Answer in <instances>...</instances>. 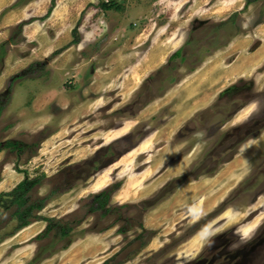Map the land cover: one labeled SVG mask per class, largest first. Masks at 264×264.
Segmentation results:
<instances>
[{"label": "rangeland", "instance_id": "obj_1", "mask_svg": "<svg viewBox=\"0 0 264 264\" xmlns=\"http://www.w3.org/2000/svg\"><path fill=\"white\" fill-rule=\"evenodd\" d=\"M4 1L0 193L41 177L29 202L46 201L39 220L0 243V264H264V0H111L120 11L99 9L107 0H63L49 15L51 0ZM55 22L76 36L71 29L63 44ZM245 57L252 65L231 76ZM204 92L207 105L149 141L182 99L185 112ZM243 152L236 180L195 213ZM106 190L107 206L93 210ZM13 210L0 216L1 235L17 223ZM46 218L68 236L35 239Z\"/></svg>", "mask_w": 264, "mask_h": 264}, {"label": "trees", "instance_id": "obj_2", "mask_svg": "<svg viewBox=\"0 0 264 264\" xmlns=\"http://www.w3.org/2000/svg\"><path fill=\"white\" fill-rule=\"evenodd\" d=\"M248 3L250 2L247 1ZM54 6V1L51 0V5L46 13V15H49L51 10L53 9ZM98 8L101 10H110L113 9L115 11H120L121 8L116 5L113 1L111 0H107L106 2H100L98 5ZM5 12V10H3V12L1 13V15ZM1 17V16H0ZM19 29V26L16 27V30ZM76 27L73 28L71 30V34L76 36ZM15 32V31H14ZM14 32L12 33V36L9 39V43L12 44L13 42V35ZM78 39L75 38L71 43H77ZM3 45V44H2ZM0 45V48L2 49L3 46ZM179 55V52L176 51L174 54H172L169 57V60L175 56ZM33 67V65L31 64L29 66L28 71ZM27 69L23 70L19 75L16 76H12L10 78V85L8 87V89H10L12 82H14L15 80L18 79H22L24 77V73H27ZM8 91V90H7ZM6 91V93H7ZM8 93L5 95V97L7 98ZM5 147L7 148H11L12 146H14V144L10 143V142H6L4 144ZM84 164V162H83ZM86 164V163H85ZM95 165V162H94ZM94 167V166H93ZM40 179L41 177H37V178H29L27 176L24 177L23 180H21L14 188H12L11 190L7 191V192H1L0 193V216L2 215V213H4L5 211L9 210L10 208H14L12 214H11V218L16 221V225L15 227L12 229L11 232H9V234L7 235H1L0 234V243L7 237V236H12L13 234H15L17 231L21 230L22 228L27 227L30 223L31 220L33 219H38V216H35L34 212H39L43 209L44 204H45V199H40V200H35L34 202H29V191L35 187L36 185H38L40 183ZM181 182V181H180ZM166 187V186H165ZM163 188L162 191L166 188ZM115 190V188L113 189ZM113 190H106V191H102L98 194H96L94 196V201H96V206L93 207V210H98L101 209L105 206H107L108 202H109V197L110 194L112 193ZM169 194V193H167ZM164 196H161L160 194L155 198L152 199L151 201L145 202L143 204V207L145 208H150L153 207L157 204V202L162 199ZM108 211V210H106ZM39 220V219H38ZM43 220L45 222H47V225L45 227V229L37 234L35 236V239H42L44 236H47V234L51 231H55V233L60 237V238H65L68 236V228L66 227H62L59 226L58 223H55L53 219L51 218H46V219H40ZM145 231V230H143ZM112 258L105 260L102 264H110ZM30 264V263H28Z\"/></svg>", "mask_w": 264, "mask_h": 264}, {"label": "bare ground", "instance_id": "obj_3", "mask_svg": "<svg viewBox=\"0 0 264 264\" xmlns=\"http://www.w3.org/2000/svg\"><path fill=\"white\" fill-rule=\"evenodd\" d=\"M264 53V45H263V49H261V51L258 53V56L261 57V55ZM253 58V57H251ZM251 58H243V59H240L236 62V64L233 65V67L230 69L231 71H229L230 75H237V74H243L244 72L247 71V69L252 65L251 62ZM255 58V57H254ZM258 60V58H257ZM229 75V74H228ZM242 77V76H241ZM213 77H211L212 79ZM215 81L216 80H213V81H208L207 84H210V85H207L205 86L206 84H204V90L206 89H211L212 86L215 85ZM201 89V87H200ZM212 90V89H211ZM196 93L198 92V88L196 89L195 91ZM194 96V95H193ZM182 97V96H181ZM189 99V98H188ZM187 100H181L179 102V105H177L175 108H174V111L177 113V115L175 116L174 119H172L164 128H162V130L156 135L154 136L152 139H150L149 141L150 142H153L154 140H156V138L158 137H163L167 134V132H170V131H173L178 125H180V122L183 121L191 112H193L194 110H198V109H201L203 108L205 105H207V93L204 92L202 98L198 99V100H195V102L190 105V106H187V107H184L183 109H185L184 111L185 112H181L180 109L181 107H183L185 105V102ZM113 136H114V133H111L110 135H108L107 137V140H112L113 139ZM161 139V138H160ZM150 144V143H149ZM147 146L148 144H143L141 145V148H146L147 150ZM244 156L243 157H240V159L238 160V162H234L232 164H229L224 170L222 169L221 172H220V175L216 178V180L214 181H211V186H210V189L211 187H214V189L216 188L215 186L218 185L220 186L218 190L213 191V194L208 197H206V199L204 201H202L201 204H199L196 208V211L195 213H204L206 212L208 209H210L214 203L219 200V198L223 195V193L226 191V189L229 187L230 184H232L235 180H236V175H234V173L238 172L237 168L241 167V162L243 161V158L246 156L245 152H243ZM242 154V155H243ZM183 165V164H182ZM240 165V166H239ZM180 167L182 166H179V165H176V169H181ZM242 169V168H241ZM240 170V169H239ZM174 172V171H173ZM178 173V172H177ZM203 185V182H201L200 184H195L194 185V190H199V189H202L205 187L202 186ZM206 185V184H205ZM184 187V186H183ZM183 187H181L178 192L175 194L176 195H179L182 191H183ZM218 188V187H217ZM213 190V189H212ZM143 193V192H141ZM189 194V192H188ZM130 195V192H125L121 195H117L115 196V199L116 200H124L126 198V196H129ZM205 197V196H204ZM186 198V197H185ZM184 198V199H185ZM189 198V197H188ZM203 198V197H202ZM180 201V200H179ZM168 202V201H167ZM170 202V201H169ZM183 205V203H182ZM165 207V206H164ZM157 210V209H156ZM174 210V209H173ZM158 211V210H157ZM161 211V210H160ZM155 212V211H154ZM159 218V217H158ZM33 229V228H32Z\"/></svg>", "mask_w": 264, "mask_h": 264}, {"label": "crops", "instance_id": "obj_4", "mask_svg": "<svg viewBox=\"0 0 264 264\" xmlns=\"http://www.w3.org/2000/svg\"><path fill=\"white\" fill-rule=\"evenodd\" d=\"M6 2L4 1V0H0V9L2 8V7H4L6 4H5ZM64 6V2H63V0H56V3H55V6H54V8H53V10H54V12L55 13H59V11H60V9H61V7H63ZM67 25H66V23H59V22H55V23H53V26H52V28L51 29H55V30H66V32H67V34H66V40H65V42L63 43V44H65V43H67V42H69V36H70V30L72 29V26H68V27H66ZM54 27V28H53ZM2 28H4L3 26H2ZM9 38H3V40L2 41H6V40H8ZM37 42V44L38 45H42V46H44V45H48V44H46L47 42H48V39H47V42L45 43L43 40H42V42H40L39 43V41H36ZM1 43V42H0ZM62 44V45H63ZM59 47V46H58ZM53 49H55V48H53ZM0 82H1V75H0Z\"/></svg>", "mask_w": 264, "mask_h": 264}]
</instances>
